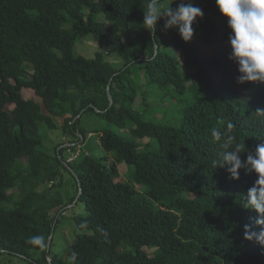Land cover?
Wrapping results in <instances>:
<instances>
[{"label": "trees", "instance_id": "16d2710c", "mask_svg": "<svg viewBox=\"0 0 264 264\" xmlns=\"http://www.w3.org/2000/svg\"><path fill=\"white\" fill-rule=\"evenodd\" d=\"M197 1L196 38L171 37L192 69L183 73L162 45L165 16L155 39L143 26L149 0H0V254L23 264H264V246L243 238L245 225L261 227L243 207L257 177L243 167L230 179L220 166L236 144L245 164L264 144V84L238 82L226 18L215 0ZM87 37L122 66L99 52L76 56L74 45ZM199 43L214 47L211 56ZM23 89L41 104L23 99ZM89 113L109 126L94 135L101 155L66 164V150L43 151L40 124L53 132L52 117L61 119L63 133L83 141ZM62 170L77 187L69 202L55 186ZM70 204L86 214L73 217L65 251L51 255V234ZM34 236L43 248L29 243Z\"/></svg>", "mask_w": 264, "mask_h": 264}, {"label": "clouds", "instance_id": "9594fccd", "mask_svg": "<svg viewBox=\"0 0 264 264\" xmlns=\"http://www.w3.org/2000/svg\"><path fill=\"white\" fill-rule=\"evenodd\" d=\"M219 13L226 18V23L231 31L229 45L231 48L230 59L238 64L239 83L259 82L264 84V0H215ZM163 10V12L161 11ZM161 15L168 19L165 28L176 26L184 42L191 40L194 34L192 27L197 17L203 16V11L191 3H181L175 9L158 3V0H149L147 11L143 18V26L153 33L155 39V26ZM264 111V110H258ZM234 126L228 122L227 128ZM212 135L219 139V131L214 130ZM234 137H228L227 147ZM243 144H236L232 151L222 154L223 163L228 165L227 172L230 179L239 178V169L247 167V171L256 175L254 184L248 189L243 202L245 209H252L257 213L256 225L261 226L259 232L253 231L250 225L244 226L243 238L255 240L264 246V144L255 149L254 155H248L246 164L242 163L239 153ZM216 162H213L215 166ZM29 243L40 248L45 246L42 236H34Z\"/></svg>", "mask_w": 264, "mask_h": 264}, {"label": "rangeland", "instance_id": "374dc122", "mask_svg": "<svg viewBox=\"0 0 264 264\" xmlns=\"http://www.w3.org/2000/svg\"><path fill=\"white\" fill-rule=\"evenodd\" d=\"M187 3H191L193 4V6L198 5L197 0H190ZM169 7L173 9L176 8L172 7L171 5H169ZM165 19L167 21L168 18L165 16ZM173 34H179L178 28L176 26H171L161 30V41L163 48H165L170 53H174V56L177 57L178 61L181 64L180 70L183 73L189 72L192 70L191 67L185 68V65L182 63L181 52L175 51L174 47L171 44V37ZM193 38H196V34L193 35ZM198 45L203 49L207 56H211L214 51V47L212 45L208 47L203 46V44L201 43H199ZM105 48V45H101L87 37L79 40L74 45L73 51L76 56H82L85 58H93L95 53L99 52L103 54L104 61L107 62L111 67H113L114 69L120 68L123 64L122 59L117 55H108L105 51ZM21 94L23 99L32 100L34 102H37L38 104H41V99H39L32 90L23 89ZM142 100H144L143 97H140L137 100L138 107L141 106ZM142 109H144L143 106L140 107V110ZM52 119L59 128L57 131L50 132L44 125L40 124V133L44 138L42 147L44 152L53 156L59 150H66V164H68L69 162H74L76 158L86 154V152H90L93 157H96L100 154V150L97 148L94 135L95 133L109 127L107 123L104 122V120L94 115L93 113L86 114L81 119V126L87 133L85 139L82 141V137L80 135L72 136L63 133V131L61 130L63 121L61 119L55 117H52ZM111 129L116 130L114 127H112ZM78 137H80L81 140H78ZM119 173L122 178H124L125 180H129L130 172L126 164H122L119 166ZM55 184L56 189H58L62 194L65 202H69L76 196L77 187L69 171L62 170L61 176ZM47 187L48 185H45L42 187V189ZM137 189H139V187H137ZM64 211V216L61 218L60 224L57 226L54 233L51 255H57L65 251V247L70 245L73 237V217L76 215L86 214V211L84 208H82L81 204L79 206L70 204L69 207H67ZM124 248L129 249V247L126 245L124 246ZM147 252H149V254L151 255L153 251L147 250ZM0 264H23V261L17 257L5 256L0 254Z\"/></svg>", "mask_w": 264, "mask_h": 264}, {"label": "water", "instance_id": "95a60500", "mask_svg": "<svg viewBox=\"0 0 264 264\" xmlns=\"http://www.w3.org/2000/svg\"><path fill=\"white\" fill-rule=\"evenodd\" d=\"M107 92H108V95H109V94H110V93H109V90H107ZM52 238H53V232H52V234H51L50 241H49V244H48V248H47V251H48V252H49L50 247H51Z\"/></svg>", "mask_w": 264, "mask_h": 264}]
</instances>
